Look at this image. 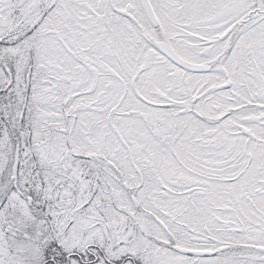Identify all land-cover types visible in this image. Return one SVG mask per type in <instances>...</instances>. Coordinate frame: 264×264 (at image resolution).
<instances>
[{"label": "snow or ice", "instance_id": "snow-or-ice-1", "mask_svg": "<svg viewBox=\"0 0 264 264\" xmlns=\"http://www.w3.org/2000/svg\"><path fill=\"white\" fill-rule=\"evenodd\" d=\"M0 264H264V0H0Z\"/></svg>", "mask_w": 264, "mask_h": 264}]
</instances>
